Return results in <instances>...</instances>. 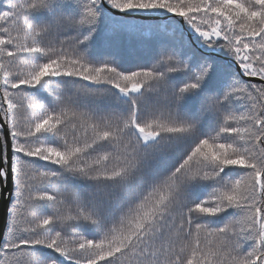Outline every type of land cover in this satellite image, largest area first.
Listing matches in <instances>:
<instances>
[{
	"label": "snow or ice",
	"instance_id": "1",
	"mask_svg": "<svg viewBox=\"0 0 264 264\" xmlns=\"http://www.w3.org/2000/svg\"><path fill=\"white\" fill-rule=\"evenodd\" d=\"M0 264H264V0H0Z\"/></svg>",
	"mask_w": 264,
	"mask_h": 264
},
{
	"label": "water",
	"instance_id": "2",
	"mask_svg": "<svg viewBox=\"0 0 264 264\" xmlns=\"http://www.w3.org/2000/svg\"><path fill=\"white\" fill-rule=\"evenodd\" d=\"M0 214H2V209H0Z\"/></svg>",
	"mask_w": 264,
	"mask_h": 264
}]
</instances>
